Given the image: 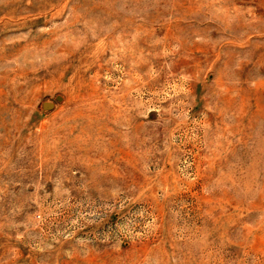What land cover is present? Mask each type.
I'll list each match as a JSON object with an SVG mask.
<instances>
[{
	"label": "rangeland",
	"instance_id": "374dc122",
	"mask_svg": "<svg viewBox=\"0 0 264 264\" xmlns=\"http://www.w3.org/2000/svg\"><path fill=\"white\" fill-rule=\"evenodd\" d=\"M0 264H264V0H0Z\"/></svg>",
	"mask_w": 264,
	"mask_h": 264
},
{
	"label": "water",
	"instance_id": "95a60500",
	"mask_svg": "<svg viewBox=\"0 0 264 264\" xmlns=\"http://www.w3.org/2000/svg\"><path fill=\"white\" fill-rule=\"evenodd\" d=\"M44 109H50V108H52V104H49V103H46V104H44Z\"/></svg>",
	"mask_w": 264,
	"mask_h": 264
}]
</instances>
